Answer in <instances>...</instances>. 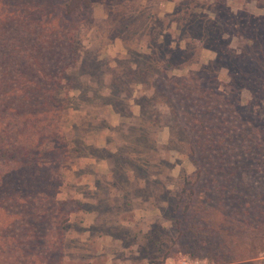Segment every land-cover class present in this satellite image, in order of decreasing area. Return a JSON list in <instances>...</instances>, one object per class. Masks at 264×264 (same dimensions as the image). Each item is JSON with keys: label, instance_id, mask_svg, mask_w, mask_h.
Instances as JSON below:
<instances>
[{"label": "rangeland", "instance_id": "374dc122", "mask_svg": "<svg viewBox=\"0 0 264 264\" xmlns=\"http://www.w3.org/2000/svg\"><path fill=\"white\" fill-rule=\"evenodd\" d=\"M3 12L6 60L30 38L8 105L55 137L33 154L43 179L28 201L0 194L44 218L29 261L264 264V0H0Z\"/></svg>", "mask_w": 264, "mask_h": 264}, {"label": "trees", "instance_id": "16d2710c", "mask_svg": "<svg viewBox=\"0 0 264 264\" xmlns=\"http://www.w3.org/2000/svg\"><path fill=\"white\" fill-rule=\"evenodd\" d=\"M69 10L70 12L72 11L71 6H69ZM5 13L6 12L0 13V25L5 24L7 19L11 17V13L10 15L4 16ZM0 32L4 35L5 29ZM25 32L27 35H21L22 37L19 45H16V39L10 42H14L13 46H15L14 48L10 46L11 49H19V53H14L12 51L11 53L8 52V59L6 60L5 54L0 52V66L4 63L9 70L7 74L8 79L4 78L5 75L0 77V107L2 106L0 108V194L1 192H8L9 195H13L12 199L15 204H24L27 202L28 199L27 197H23V194L27 195L29 191H32L41 185L43 178L40 175L37 176V169L39 168L40 161L36 160L38 163H35L32 157L36 151L42 150V148H45V151H49L52 148V145L50 144H53V139H55V137L51 135V131L49 132L47 129L39 130V126L28 129L29 126L23 121V119H28V116L32 118L34 116L40 117V115H22V113L8 105L11 103V97L19 96L17 93L19 90H17V86L9 88L7 85L9 83L17 84L23 80L21 72L15 69V66L19 64V60L27 61L28 59V55L23 51L28 47H23L22 45V40L24 43L30 42L28 32ZM0 39L2 40H0V47H5L7 44L6 37L0 36ZM34 41L43 46L47 43L41 36H37ZM49 45L50 42H48V46ZM25 55L27 57H24ZM22 66L23 69L30 68V64H23ZM23 129L24 133H22ZM32 132H34V134H32ZM47 133L49 135H47ZM38 137H40V141L37 146L34 147L33 140ZM45 142H49L48 145H45ZM228 159L229 158L227 157L226 161H228ZM34 165L38 166L35 170H33ZM237 174V170L234 168L231 172V177ZM0 209L5 213V220L11 219L9 222L1 221L0 223L2 224L0 226V231H4L6 234L5 239L8 241L7 247L4 248L0 246V264H38V261L35 263L28 259L32 255L37 256V250L44 248V243L43 245L41 243L42 235H40L41 232H44L41 224L44 221L42 215H40L41 223L37 224L35 220L38 213H30L21 216L12 213L6 207H0ZM256 218L257 217H255V220ZM16 228V232L19 233L20 238L11 235ZM263 236L264 230L259 231L256 241H261ZM30 241H33L34 243L32 246L33 249H22V245H26L27 242ZM239 259L244 258L240 257Z\"/></svg>", "mask_w": 264, "mask_h": 264}, {"label": "built area", "instance_id": "2783aa9c", "mask_svg": "<svg viewBox=\"0 0 264 264\" xmlns=\"http://www.w3.org/2000/svg\"><path fill=\"white\" fill-rule=\"evenodd\" d=\"M179 264H198V262L191 261L190 259L187 258H181L179 260Z\"/></svg>", "mask_w": 264, "mask_h": 264}]
</instances>
